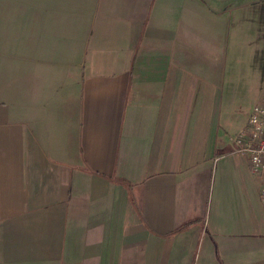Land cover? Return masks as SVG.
<instances>
[{"label":"crops","instance_id":"crops-1","mask_svg":"<svg viewBox=\"0 0 264 264\" xmlns=\"http://www.w3.org/2000/svg\"><path fill=\"white\" fill-rule=\"evenodd\" d=\"M260 8L0 0V264H264L260 178L230 143Z\"/></svg>","mask_w":264,"mask_h":264},{"label":"built area","instance_id":"built-area-1","mask_svg":"<svg viewBox=\"0 0 264 264\" xmlns=\"http://www.w3.org/2000/svg\"><path fill=\"white\" fill-rule=\"evenodd\" d=\"M230 143L232 153L246 157L249 172L259 176V194L264 199V101L252 107L245 127Z\"/></svg>","mask_w":264,"mask_h":264},{"label":"rangeland","instance_id":"rangeland-1","mask_svg":"<svg viewBox=\"0 0 264 264\" xmlns=\"http://www.w3.org/2000/svg\"><path fill=\"white\" fill-rule=\"evenodd\" d=\"M260 17L264 18V8H260ZM264 38L262 36H256L255 40L250 42H244L242 40L237 41L236 48L245 50H251V56L249 55L247 58L243 57H231V60H236V66L238 70L237 80L240 81V71L244 66L248 67V72L250 75L249 82L254 84V97L253 103L260 104L264 101ZM234 42L229 44L228 48L233 49ZM233 51V50H232ZM209 108V106H207ZM235 136V135H234ZM233 136V137H234Z\"/></svg>","mask_w":264,"mask_h":264},{"label":"trees","instance_id":"trees-1","mask_svg":"<svg viewBox=\"0 0 264 264\" xmlns=\"http://www.w3.org/2000/svg\"><path fill=\"white\" fill-rule=\"evenodd\" d=\"M115 181L116 182H118V183H121V184H125V185H128L129 184V182L128 181H126L125 179H115ZM192 222H190V223H187V224H184L182 227H180V228H184V226H186V225H188V224H191ZM179 228V229H180Z\"/></svg>","mask_w":264,"mask_h":264}]
</instances>
